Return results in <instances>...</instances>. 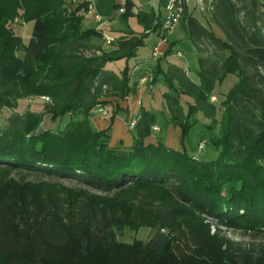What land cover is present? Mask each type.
<instances>
[{"label":"trees","instance_id":"trees-1","mask_svg":"<svg viewBox=\"0 0 264 264\" xmlns=\"http://www.w3.org/2000/svg\"><path fill=\"white\" fill-rule=\"evenodd\" d=\"M177 1L184 31L204 55L199 82L179 66L163 69L175 44L148 69L152 84L169 90V122L183 141L199 113L210 120L205 128L219 152L211 161L159 140L146 144L157 117L145 110L129 149L111 147V126L92 125L95 108L136 89L129 65L120 75L106 65L136 57L152 33L165 38L161 14L139 12L144 32H129L106 50L103 31L84 25L87 4L0 0V111H14L0 129V169L70 179L104 194L64 189V197L45 204L37 190L29 201V188L2 180L0 264H236L234 244L219 225L264 231V0H204L207 25L190 13L188 0ZM124 8L126 18L134 16L131 0ZM20 16L33 24L28 43L16 31ZM230 75L236 85L213 102ZM185 95L195 100L187 113ZM30 97L51 99L53 122L69 114L71 120L63 130L40 131L42 114L18 112ZM143 228L156 233L148 241L119 240L126 229Z\"/></svg>","mask_w":264,"mask_h":264},{"label":"rangeland","instance_id":"rangeland-1","mask_svg":"<svg viewBox=\"0 0 264 264\" xmlns=\"http://www.w3.org/2000/svg\"><path fill=\"white\" fill-rule=\"evenodd\" d=\"M196 1V15L199 19L203 21V17L205 15V11L201 9L199 6L197 0ZM166 20V19H165ZM85 25V24H84ZM29 24L24 22V19L20 16L15 20V27L17 33L24 39L26 42L30 40L32 37V30L29 29ZM86 27V26H85ZM182 32L184 31V28L182 26V15L176 24L175 28L173 29V32L170 34H174L175 32ZM216 33L219 37H223L222 33L218 30H216ZM166 35L165 39L170 36ZM163 38V37H162ZM102 44V42L98 43ZM146 45V42H145ZM143 47L140 48H144ZM139 48V49H140ZM184 50V49H183ZM139 51V50H138ZM188 49L186 48V50ZM182 54V52H181ZM88 57L92 56L91 53L86 54ZM19 56H23L22 53H19ZM160 58V57H159ZM187 58L190 60L193 59V57L189 54H187ZM140 60V55L130 59L129 61L126 60V63H131L134 65L137 63V61ZM117 62V61H116ZM131 68L130 64H128ZM198 70H195L193 76V80L196 82H199L198 77ZM194 71V70H193ZM153 76L152 73H150L149 80L146 81L143 85L148 86H156L152 84ZM238 79L235 75H230L226 78V80L217 87L216 89V95L214 96L216 98L213 102L220 103L222 100L225 99V96L230 92V90L236 85ZM140 83V82H139ZM158 85V84H157ZM134 88H136V85H133ZM165 90L161 89H155V90H137V88L127 97V99L124 100V102H129V105L134 110L135 109V117L131 118L129 122L132 119H136L140 114L142 110L148 111L152 114H155L157 117L156 125L152 128V135L146 139V144H157L158 140L161 141L165 146L177 150V151H187L188 154L194 155L199 160H205V161H211L213 159H216L219 152L210 144L209 141V134L206 131L205 125L210 124V120L207 119L203 113H199L196 116V123L191 129L189 135L187 138L183 141L182 138V130L180 127H176L175 125L171 124L169 121L170 115H169V108L166 103L164 94L167 93L169 90L165 86ZM118 97H109L107 99L108 104H111L113 102H116L115 99ZM138 100H140L141 105H138ZM181 104L185 110V112H188L189 105H192L195 103V100L193 97L190 96H182ZM123 102V103H124ZM106 104V105H108ZM105 104L99 105L100 106H106ZM51 106V99L48 97H30L21 99L19 102V109L18 112L25 113L27 111H36L44 116V121L41 124L40 131L44 130H54L57 127V124L52 123L51 116L48 113V108ZM123 107V104H121ZM96 109V108H95ZM105 113V108H100ZM118 111V110H117ZM14 111H11L10 109H4L0 111V129L6 128L9 125V120L12 117ZM94 113V111H93ZM120 112H117V115L120 114ZM71 120V115H67ZM116 116L113 114L112 117L109 118L110 126L112 127V131L110 133L111 138L109 144L111 147H117V148H124L129 149L130 147L127 146L126 142L121 141L120 137L117 141V144L115 146H112L113 139H115L113 131L114 126L113 122L115 120ZM219 119H221V112H219ZM129 122L127 123V130L126 134H129L130 138H133L134 142V130H130ZM161 128H159L158 126ZM154 128H159V131L162 130V133H158L159 131H155ZM175 129H178V131H175ZM155 136V138H153ZM205 139V140H204ZM125 141V140H124ZM4 180L6 182L13 181L19 183L21 186L27 187L28 189V200H34L36 197V194L33 192V190H37V194L40 197V200L43 201L45 204L50 203L54 199L62 198L65 196L64 189L68 190H83L88 192L91 196L97 195V196H104L103 193L96 192L92 188L79 183L74 180L70 179H63L58 177H52L45 173H34L30 171H24V170H10L6 171L4 169H0V182ZM33 189V190H32ZM113 197V195L111 196ZM212 223V230L213 233L217 230V223L216 221L212 220L210 221ZM220 230L222 231V235L227 236L229 240L234 244L233 249L236 252V264H264V231L261 232H249L244 230H237L232 228H227L225 226L219 225ZM156 231L150 228H143L139 230L138 232L126 229L122 234L119 235V240L125 243H132L135 240H143L148 241L155 235Z\"/></svg>","mask_w":264,"mask_h":264},{"label":"crops","instance_id":"crops-1","mask_svg":"<svg viewBox=\"0 0 264 264\" xmlns=\"http://www.w3.org/2000/svg\"><path fill=\"white\" fill-rule=\"evenodd\" d=\"M64 1L72 8H76L83 4H87L88 7L92 5V13H85L84 24L87 28H95L103 31L105 38V40L103 41V47L106 50L112 49L115 46V42L118 41L120 37L128 35L129 32H133L136 35H140L144 32V27L138 23L136 18V15L139 12L155 11L157 14H161L163 18H166V8L169 3V0H131L134 3V8L132 11L134 13V16L126 18L125 15L120 12V8H117V6H121L126 0H76L75 3H72V0ZM188 3L190 13H192L197 19H199L196 15L195 10L196 1L188 0ZM97 15L102 18V21H97ZM206 18H208V14L205 11L203 21L201 19L199 20L204 25H207ZM28 27L31 31L33 28V24L30 23ZM108 39H112L113 42L108 44ZM24 42L28 43L26 42V40H24ZM145 42V47L140 48L138 51V55H140V60H138L137 63H135L134 65H132L131 63H126V59L108 63L106 65L107 70L113 71L116 74L120 75L121 72L125 69V67L130 64L131 83L132 85H136L137 90L144 91V89H147L149 91L150 89L155 90L158 88L164 91L166 89L163 83H159L155 87H151L148 85H143L144 83H142L141 80L148 75V68L151 65L153 66L156 63V60L159 57L163 56L164 53H166V51L171 47V44H175L172 48V54L167 59H164L162 61V67L164 70H167L170 64L176 65L185 70L188 75L193 78L192 74H194L195 70L197 71V69H199L200 57L204 56L203 54L197 51L196 46L189 39L186 31H176L174 34L168 36L166 39H163L162 36L158 33H152L146 39ZM186 48L188 49V51H184L186 50ZM156 49H158L159 53L157 57H155ZM178 52H182V56H179ZM187 54L191 55L193 59L190 60L189 58H187ZM113 99H115L116 102H113L106 106L97 107L94 110L93 117L91 119L92 125L98 131L106 130L110 127L109 118L112 117V115L114 114L116 116L113 122V134L115 139H113L112 146H115L117 144V141L120 137L121 141L126 142L127 146L131 147L133 145V138H130L129 134H126V130L128 127L127 123L129 122V120L135 117V109L133 110L131 108L129 102H124V100L120 98ZM121 104H123V107L121 106ZM138 105H141L140 100H138ZM100 108H105L104 110L107 114L105 115L103 113L104 111ZM120 111L121 113L117 115V112ZM69 121L70 119L68 117H65L57 122H51L57 124V128L54 129V131H58L63 130ZM175 131H178V129H175ZM158 133H162V130ZM153 138H155V136H153Z\"/></svg>","mask_w":264,"mask_h":264},{"label":"built area","instance_id":"built-area-1","mask_svg":"<svg viewBox=\"0 0 264 264\" xmlns=\"http://www.w3.org/2000/svg\"><path fill=\"white\" fill-rule=\"evenodd\" d=\"M72 3H75L76 0H72L71 1ZM199 6L201 7V9L203 11H205V5H204V0H197ZM125 3V2H124ZM124 3L121 5V8H120V12L121 13H124L125 12V8H124ZM167 15H166V20H165V24H164V30H165V34L166 35H170L172 32H173V29L175 28L176 24L178 23L181 15H182V9L180 8V6L178 5V1L177 0H169V3H168V6H167ZM92 10H93V7L92 5H90L88 7V11L86 12L87 14H90L92 13ZM96 19L97 21H102V18L99 17L98 15L96 16ZM165 39V38H163ZM108 44L112 43L113 40L112 39H108L107 40ZM158 49L155 50V57L158 56ZM178 55L179 56H182L181 52H178ZM150 73H148V75L141 80L142 83H146L147 80H149L150 78ZM216 98L213 97L212 98V101H215ZM138 123V119H132L130 122H129V127H130V130H134L136 125ZM155 131H159V128H154Z\"/></svg>","mask_w":264,"mask_h":264}]
</instances>
